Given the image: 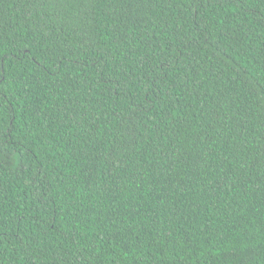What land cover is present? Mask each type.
<instances>
[{
    "label": "trees",
    "instance_id": "trees-1",
    "mask_svg": "<svg viewBox=\"0 0 264 264\" xmlns=\"http://www.w3.org/2000/svg\"><path fill=\"white\" fill-rule=\"evenodd\" d=\"M0 264H264V0H0Z\"/></svg>",
    "mask_w": 264,
    "mask_h": 264
}]
</instances>
